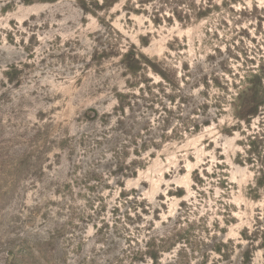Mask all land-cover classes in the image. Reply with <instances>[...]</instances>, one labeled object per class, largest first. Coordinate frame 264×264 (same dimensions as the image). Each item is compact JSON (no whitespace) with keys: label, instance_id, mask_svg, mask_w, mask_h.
Listing matches in <instances>:
<instances>
[{"label":"rangeland","instance_id":"rangeland-1","mask_svg":"<svg viewBox=\"0 0 264 264\" xmlns=\"http://www.w3.org/2000/svg\"><path fill=\"white\" fill-rule=\"evenodd\" d=\"M264 0H0V264H264Z\"/></svg>","mask_w":264,"mask_h":264},{"label":"trees","instance_id":"trees-1","mask_svg":"<svg viewBox=\"0 0 264 264\" xmlns=\"http://www.w3.org/2000/svg\"><path fill=\"white\" fill-rule=\"evenodd\" d=\"M264 106V87L260 80H252L240 90L232 104L234 117L241 121L257 115Z\"/></svg>","mask_w":264,"mask_h":264}]
</instances>
